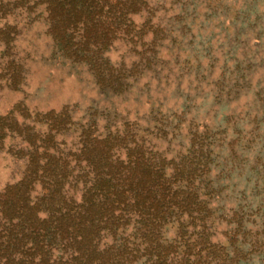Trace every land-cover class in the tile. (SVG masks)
<instances>
[{"label":"rangeland","instance_id":"374dc122","mask_svg":"<svg viewBox=\"0 0 264 264\" xmlns=\"http://www.w3.org/2000/svg\"><path fill=\"white\" fill-rule=\"evenodd\" d=\"M146 2L131 17L133 41L116 40L104 55L128 76L109 94L85 67L53 55L35 0H0V118L45 132L36 116L67 108L75 124L58 138L62 148L91 118L99 133L131 130L168 160L202 146L209 238L237 247L238 264H264V0ZM22 148L9 133L0 191L20 180ZM80 189L69 191L78 199Z\"/></svg>","mask_w":264,"mask_h":264},{"label":"trees","instance_id":"16d2710c","mask_svg":"<svg viewBox=\"0 0 264 264\" xmlns=\"http://www.w3.org/2000/svg\"><path fill=\"white\" fill-rule=\"evenodd\" d=\"M35 1L53 55L85 67L102 93H121L125 69L104 55L116 40L133 41L131 17L146 0ZM36 119L45 132L0 118V148L9 133L25 146L20 180L0 191V264H238L237 247L209 238L202 146L168 160L131 130L99 133L91 118L62 148L58 138L75 124L67 108ZM79 186L77 199L69 190Z\"/></svg>","mask_w":264,"mask_h":264}]
</instances>
